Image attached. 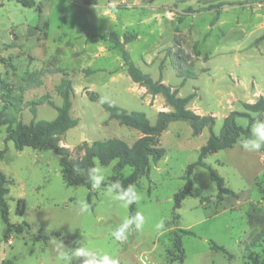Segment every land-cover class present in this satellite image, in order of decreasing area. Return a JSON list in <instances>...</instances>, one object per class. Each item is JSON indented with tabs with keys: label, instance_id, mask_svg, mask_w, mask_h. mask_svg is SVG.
Instances as JSON below:
<instances>
[{
	"label": "rangeland",
	"instance_id": "rangeland-1",
	"mask_svg": "<svg viewBox=\"0 0 264 264\" xmlns=\"http://www.w3.org/2000/svg\"><path fill=\"white\" fill-rule=\"evenodd\" d=\"M83 1L33 0L42 5L39 19L34 7L0 0V151H4L0 171L14 182L5 197L10 224L25 221L29 225L20 234L12 228L4 241L0 218V264H82L83 258L74 253L82 246L118 259L119 264H180L171 262L175 235L184 248L182 264H249V255L264 264V200L260 195L264 150H243L238 143L242 137L232 148L210 153L203 160L235 195L218 198L207 169L196 166L192 191L174 210L173 195L182 189L185 169L197 160L209 131L204 128L192 136L186 122L169 123L159 136L165 155L150 162L148 172L132 184L140 199L131 215L128 207L103 189L110 181L131 174L132 168L117 171L116 161L102 166L94 160L95 166L103 167L105 181L99 190L91 187L89 202L85 187L65 186L58 157L51 149L19 151L6 141L8 127L18 122L55 118L56 110L48 103L35 106V114L31 103L48 95L55 106L61 104L54 91L63 77L56 72L58 68L69 74L73 88L70 115L78 120L59 142L71 158L82 154L76 147L83 141L90 144L116 138L131 146L141 136L109 120L100 105L88 99L86 88L128 112L144 113L154 125L158 111L170 110L163 98L151 97L134 84L118 51L92 37L116 32L121 38L125 31L137 36L126 45L135 66L157 80L158 64L163 62V83L177 89L181 97L193 94L188 108L213 116V132L219 134L230 112H242L244 103L264 98L263 0H96L92 6ZM220 4L224 5L219 8ZM167 49L191 61L197 78L180 86ZM87 69L92 73L86 74ZM235 121L247 126L243 117ZM20 199L25 203L21 216L16 212ZM81 201L89 204L87 213H81ZM137 212L145 217L143 229L137 231L133 226L126 240H115L112 233ZM161 220L164 228L156 230ZM38 235L49 239L34 241ZM256 235L258 240L250 244ZM59 242L64 248L58 250ZM211 242L232 258L213 252Z\"/></svg>",
	"mask_w": 264,
	"mask_h": 264
},
{
	"label": "trees",
	"instance_id": "trees-1",
	"mask_svg": "<svg viewBox=\"0 0 264 264\" xmlns=\"http://www.w3.org/2000/svg\"><path fill=\"white\" fill-rule=\"evenodd\" d=\"M24 7H34L38 12L39 19L42 17V5L41 3L35 5L33 0H16ZM85 5L92 6L96 4V0H84ZM264 3V0L262 1ZM261 2V3H262ZM224 4H220L218 7H222ZM122 8L124 6H121ZM31 31L30 29H28ZM33 30H37L35 26ZM92 37L99 38L103 43L108 45V49L112 47L117 50L122 62V67L125 69L126 74L130 80L141 88L145 89V93L151 97L160 95L165 107H168L169 111H158L156 115V122L151 125L146 115L142 112L131 111L120 108L103 98L97 93L86 90L85 94L90 101L97 102L100 107L108 114L109 120H114L118 125L124 126L133 130H136L141 136L133 142L131 146H128L124 141L112 138L106 140H96L88 144L87 142H81L77 147V153H82L76 158L70 157V151L59 145L61 138L71 128H74L78 124V120L72 118L70 110L72 108V96L73 88L71 80L68 78L69 74L62 70L56 69L57 73L62 74V78L59 83L54 86V91L61 99V104L55 106L49 99L48 95H44L34 100L31 105V112L35 114V106L48 103L56 110V116L52 120H36L31 121L28 124L18 122L14 128L8 127L6 131V141H11L16 150H22L23 148H31L33 150H42L48 147L53 151L55 156L58 157V164L60 168V174L63 183L67 187L83 186L87 191V200L90 202L92 191L91 184L88 183L87 171L89 168L95 166L94 160H97L100 165L107 166L112 161H116L115 170L120 171L124 167L132 168L131 174L125 176L119 181L127 188L128 185H132L138 178L144 176L150 166V162H158L164 155L165 149L159 145V136L164 132L169 123L173 121L186 122L191 128L192 136H198L202 133L204 128L209 131V136L203 146L199 148L197 160L194 163L187 165L184 172V185L181 190L173 195V208L178 209L181 202L192 191V174L196 166H202L207 169L211 180L217 187V197L222 198L223 195H232L234 192L224 187L222 177L210 166L203 162L205 157L222 149L232 148L239 138L247 137L250 135V127L252 123L258 118L264 119V98L259 96L253 103H244V111H232L225 118H223L222 125L219 134L213 132L215 124V118L211 115H199L188 108V103L193 98V94L181 97L178 95L177 89H173L171 86L163 83L161 78V71L163 70V62L158 64L160 71V77L157 80H153L150 75L143 73L134 62L126 50V45L136 39V35L132 32L125 31L121 38H119L116 32H110L108 34H93ZM195 54L198 55V51L195 50ZM166 57L171 58L172 68L176 71V77L181 79L180 86L185 83L187 79H196L197 74L193 70L192 62H188L180 54L172 52L170 49L166 50ZM184 63L186 64L184 67ZM86 74L90 73V70H85ZM104 103H100L101 100ZM243 117L247 120V126L241 127L236 124V118ZM10 123V121H5ZM264 150V149H262ZM4 151H0V158H2ZM74 169H78L74 170ZM13 179L8 178L0 171V218L4 224L3 239L7 241L9 233L12 228L16 234H20L23 227L29 228V225L24 221L18 225H11L9 222V209L6 201V196L9 192V186L13 185ZM261 199L264 200V187L260 188ZM135 203L128 206L129 214L134 211ZM25 203L23 199L17 202L16 212L21 216L24 213ZM255 208L251 211L255 212ZM252 222L251 215H248V223ZM184 235L194 236L191 231H181ZM55 233H51L49 236H53ZM48 235L36 236L34 241L42 239L46 242L49 239ZM257 235L253 238L250 244H254L258 239ZM174 244V257L171 262L183 263L184 260V248L179 235H175L173 238ZM210 249L213 252H220L225 255L229 260L232 256L221 246H218L214 242L210 243ZM249 264H260L257 259L249 255Z\"/></svg>",
	"mask_w": 264,
	"mask_h": 264
},
{
	"label": "clouds",
	"instance_id": "clouds-1",
	"mask_svg": "<svg viewBox=\"0 0 264 264\" xmlns=\"http://www.w3.org/2000/svg\"><path fill=\"white\" fill-rule=\"evenodd\" d=\"M100 103H104L102 99ZM257 119L252 123L250 135L243 137L239 140V146L248 152H259L264 149V119L259 118V113L256 114ZM77 170L78 169H74ZM88 183L94 189H101V185L105 181L104 170L102 166H93L87 171ZM109 196L117 201L121 202L122 207L127 208L139 201L138 195L134 185H128L125 188L119 180L110 181L103 189ZM89 204L87 201H81L80 211L81 213H87L89 211ZM145 223V217L142 212H137L134 216L126 217L119 227L112 233V236L117 241L126 240L130 231H139L143 229ZM156 230L164 228V221L161 220L155 225ZM64 248L62 242H59L58 250ZM77 257H81L82 264H119V260L112 258L107 254H99L96 251L90 250L87 247H79L74 250Z\"/></svg>",
	"mask_w": 264,
	"mask_h": 264
},
{
	"label": "crops",
	"instance_id": "crops-1",
	"mask_svg": "<svg viewBox=\"0 0 264 264\" xmlns=\"http://www.w3.org/2000/svg\"><path fill=\"white\" fill-rule=\"evenodd\" d=\"M91 73H92V72H91ZM91 73H90V74H91ZM88 75H89V74H88ZM86 90H88V88H86Z\"/></svg>",
	"mask_w": 264,
	"mask_h": 264
}]
</instances>
